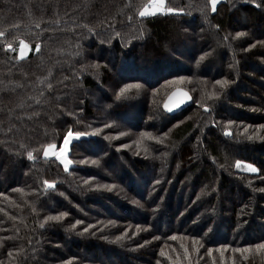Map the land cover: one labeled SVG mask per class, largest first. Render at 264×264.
<instances>
[{
	"label": "trees",
	"instance_id": "16d2710c",
	"mask_svg": "<svg viewBox=\"0 0 264 264\" xmlns=\"http://www.w3.org/2000/svg\"><path fill=\"white\" fill-rule=\"evenodd\" d=\"M152 1L0 0V264H264V0Z\"/></svg>",
	"mask_w": 264,
	"mask_h": 264
},
{
	"label": "water",
	"instance_id": "95a60500",
	"mask_svg": "<svg viewBox=\"0 0 264 264\" xmlns=\"http://www.w3.org/2000/svg\"><path fill=\"white\" fill-rule=\"evenodd\" d=\"M191 105L192 98L190 94L181 88H177L167 95L163 102V109L167 115L175 116Z\"/></svg>",
	"mask_w": 264,
	"mask_h": 264
},
{
	"label": "snow or ice",
	"instance_id": "6c2138e0",
	"mask_svg": "<svg viewBox=\"0 0 264 264\" xmlns=\"http://www.w3.org/2000/svg\"><path fill=\"white\" fill-rule=\"evenodd\" d=\"M163 2H164V0H153V3H155L156 5H157V8H159V6L160 5H162L163 4ZM210 3H211V5H212V9H213V11H215V6H216V3H217V0H210ZM169 11L171 12V11H174L173 9H169ZM149 14V10H148V8H145L144 10H142V11H140V13H139V15L141 16V17H144V16H146V15H148ZM0 35H3V33H0ZM237 35H242V33H237ZM10 47V46H9ZM24 47H27V45H24ZM37 50H39V46H37ZM217 83H221V82H217ZM223 83H227V81H224ZM128 87H131V85H128V86H126V88H128ZM125 91V89H121V92H124ZM83 135H85V133H81V132H76L75 133V137H81V136H83ZM73 136V133L72 132H69L68 133V137H72ZM54 146L53 145H48V150H46L45 152H44V155L45 156H48L49 154H50V151H51V149L53 148ZM67 150V138H66V140H65V149H64V151H66ZM28 156H29V158H32V153L31 152H29L28 153ZM61 157H63V152H61ZM68 161L67 160H64V164H65V166H67L68 165ZM240 165H239V163L237 164V167H239ZM249 168H250V170L251 171H253V172H255L256 171V169L254 168V167H252L251 165H249L248 166ZM45 185L48 187V188H52V187H54V185L53 184H51V183H49V182H47V181H45ZM61 215H63V214H61ZM47 219L48 220H58V219H60V216H50V217H47ZM258 247H261V248H264V244H261V245H258Z\"/></svg>",
	"mask_w": 264,
	"mask_h": 264
},
{
	"label": "rangeland",
	"instance_id": "374dc122",
	"mask_svg": "<svg viewBox=\"0 0 264 264\" xmlns=\"http://www.w3.org/2000/svg\"><path fill=\"white\" fill-rule=\"evenodd\" d=\"M148 10H149V14H153V13L162 11V8H161V5L159 6V8H157V5L155 3H153V1H152L151 5L148 7ZM20 50H21L22 53H20L19 56L21 57V56H24L27 53L28 47H24V44H22V45H20ZM94 98H96V97H94ZM72 138H73V136L67 138V150L66 151H64V149H65V143H63L62 146L59 149H56V148L53 147L51 149V151H50V154L48 156H45V157H55V158H57V160L65 168H67L69 166V163H68L67 166H65L64 160H67L68 161L67 156L69 154V145H70L71 141H73ZM78 139H79V137H75L74 138V140H78ZM46 150H48V148ZM61 152H63V157H61ZM247 168H248V171H251L249 167H247Z\"/></svg>",
	"mask_w": 264,
	"mask_h": 264
},
{
	"label": "crops",
	"instance_id": "0c3cea01",
	"mask_svg": "<svg viewBox=\"0 0 264 264\" xmlns=\"http://www.w3.org/2000/svg\"><path fill=\"white\" fill-rule=\"evenodd\" d=\"M73 139V138H72Z\"/></svg>",
	"mask_w": 264,
	"mask_h": 264
}]
</instances>
